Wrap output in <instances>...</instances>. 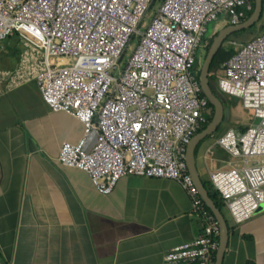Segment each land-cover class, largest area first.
Returning a JSON list of instances; mask_svg holds the SVG:
<instances>
[{
  "label": "built area",
  "instance_id": "obj_1",
  "mask_svg": "<svg viewBox=\"0 0 264 264\" xmlns=\"http://www.w3.org/2000/svg\"><path fill=\"white\" fill-rule=\"evenodd\" d=\"M152 1L0 0V48L13 33L24 44L17 65L0 70V79L16 84L32 72L49 109L79 120V138L62 140L57 159L85 171L98 192H110L125 174L179 182L199 231L165 250L161 262L214 264L219 226L185 162L186 144L207 110L192 63L198 46L207 43V22L223 15L228 24L237 23L251 3L159 0L145 20ZM227 43L233 52L220 62L215 86L250 109L252 120L216 136L231 160L208 171V180L240 222L264 202V161L257 158L264 155V30Z\"/></svg>",
  "mask_w": 264,
  "mask_h": 264
},
{
  "label": "crops",
  "instance_id": "obj_2",
  "mask_svg": "<svg viewBox=\"0 0 264 264\" xmlns=\"http://www.w3.org/2000/svg\"><path fill=\"white\" fill-rule=\"evenodd\" d=\"M219 17L213 32L228 24ZM23 46L18 36L5 38L0 70L17 65ZM227 126L195 143L202 182L227 164L215 142ZM81 129L72 113L42 101L32 72L16 84L0 79V264H162L165 250L197 235L200 220L175 179L125 174L100 193L85 171L59 162L60 142L76 141ZM222 212L220 264H264V207L240 222Z\"/></svg>",
  "mask_w": 264,
  "mask_h": 264
},
{
  "label": "water",
  "instance_id": "obj_3",
  "mask_svg": "<svg viewBox=\"0 0 264 264\" xmlns=\"http://www.w3.org/2000/svg\"><path fill=\"white\" fill-rule=\"evenodd\" d=\"M261 8H262V0H253L252 10L246 18L234 24H226L215 32L208 45V48L206 49L205 55L200 64L199 72H198L199 87L203 95L212 105V114L209 121L205 124V126L200 130L196 131L187 142L185 148V162L188 172L190 173L200 196L202 197L204 203L207 205L210 211L213 213L219 226L217 247L214 252V264H220L221 254L223 252L227 239V226L223 212L215 205L211 197L208 195V191L206 187L199 178L197 171L195 169L194 159H193V150L195 143L205 135L213 132L217 128L221 120L223 121L227 119L226 117L227 107L223 106L222 104L224 101V95L218 90L216 92H213L209 85L208 77H207L208 66L213 54L220 46L224 37L233 31L247 28L251 24H253L259 18ZM263 207H264V202H261L259 203L256 209H260Z\"/></svg>",
  "mask_w": 264,
  "mask_h": 264
},
{
  "label": "rangeland",
  "instance_id": "obj_4",
  "mask_svg": "<svg viewBox=\"0 0 264 264\" xmlns=\"http://www.w3.org/2000/svg\"><path fill=\"white\" fill-rule=\"evenodd\" d=\"M158 1L159 0H154L152 6L147 10L145 17H144L145 20H148V18L150 17V15H151L152 11L154 10ZM219 19H220V17L215 18V19L207 22L206 32H205L204 36L202 37V40L208 41V37L213 34V31H211V29H216L222 25L221 23H218ZM261 24H264V0H263V9H262L261 18L258 21H256L255 26L247 27V28H243L241 30H237L235 32H231L229 34V37L224 41L225 46H230L227 43L228 39H234L236 41H245L246 39L251 38L256 33L263 30L260 28ZM134 43H135V37L131 40L128 48H126L125 51L123 52L121 58L119 59V61L117 63L116 68L113 70L114 72H116L117 70H119L123 66L124 61L126 60L127 55L130 52ZM205 52H206V50L204 49V46H198L197 52H196L197 60H198V68L200 67V64L203 60ZM35 55H37V53ZM68 62H70V60ZM230 99H231V102H230L229 106H226L227 107V116H226L227 119L223 120L220 123V125L223 126L225 124V125L232 126V127L236 128L238 123H240L242 125V124H245V123L247 124L248 122H250L252 120L251 110L248 108L242 107L240 102L237 99L236 100L232 99V97H230ZM228 122H231V123H228ZM227 157L229 160H231L230 156L227 155ZM257 158L258 159L262 158V160L264 161V155H259V156H257ZM226 166H228V164H226L224 167H226Z\"/></svg>",
  "mask_w": 264,
  "mask_h": 264
},
{
  "label": "trees",
  "instance_id": "obj_5",
  "mask_svg": "<svg viewBox=\"0 0 264 264\" xmlns=\"http://www.w3.org/2000/svg\"><path fill=\"white\" fill-rule=\"evenodd\" d=\"M263 1V0H262ZM154 0L152 1L150 7L152 6ZM250 3H251V9L250 10H247L243 16L241 17V20H243L244 18H246L249 13L251 12L252 10V7H253V0H250ZM261 15H262V8H261V11H260V15H259V18L256 20L258 21L260 18H261ZM256 21L251 24L249 27H253L255 26L256 24ZM260 28L264 30V24H261L260 25ZM241 30V29H240ZM237 31V30H236ZM235 32V31H233ZM215 34V32H213L212 35H210L208 37V41L207 43L204 45V49L206 50L208 48V45L212 39V36ZM7 37H14L16 38L17 37V34L16 33H13V34H9ZM6 37V38H7ZM229 37V35H227L221 42L220 46L218 47V49L215 51V53L213 54L210 62H209V66H208V74H207V77H208V82H209V85L212 89L213 92H216L217 89H216V86H215V78L217 76V74L219 73V64L220 62H222L223 60H225L232 52H233V48L231 46H225L224 44V41ZM15 51V48H11ZM13 51V52H14ZM192 70L194 72V75L196 77V79L198 80V72H199V68H198V60H197V54H195V58L193 60V63H192ZM201 95H203L202 91L200 90L199 92ZM232 99H235L234 97H232ZM207 110L205 112V121L203 123H201V125L197 128L196 131L200 130L201 128H203L205 126V124L209 121L210 117H211V114H212V105L209 103V101L207 100ZM231 102V99L230 97H227V96H224V101H223V106H229ZM222 122V120H221ZM220 122V123H221ZM226 123V122H225ZM228 123H231V122H228ZM247 124H240L238 123L237 124V127L236 128H239V129H243ZM218 128V126H217ZM195 131V132H196ZM203 184L204 186L206 187L207 191H208V195L211 197V199L213 200V202L215 203V205L221 210L223 211L224 209V205L222 203V200H221V197L219 195V193L211 186L210 182L208 179H205L203 180ZM208 208V207H207Z\"/></svg>",
  "mask_w": 264,
  "mask_h": 264
}]
</instances>
